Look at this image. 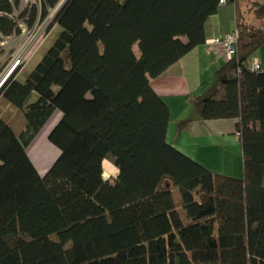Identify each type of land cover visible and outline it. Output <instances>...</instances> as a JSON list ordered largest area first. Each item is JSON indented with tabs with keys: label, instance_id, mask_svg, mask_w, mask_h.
I'll return each instance as SVG.
<instances>
[{
	"label": "trees",
	"instance_id": "16d2710c",
	"mask_svg": "<svg viewBox=\"0 0 264 264\" xmlns=\"http://www.w3.org/2000/svg\"><path fill=\"white\" fill-rule=\"evenodd\" d=\"M59 2L0 0V33ZM228 3L236 51L189 101L202 120H237L242 178L169 142L170 108L151 84ZM55 24L27 77L0 89V264H264V71L249 67L264 0H68ZM57 110L59 156L42 174L28 148Z\"/></svg>",
	"mask_w": 264,
	"mask_h": 264
},
{
	"label": "crops",
	"instance_id": "0c3cea01",
	"mask_svg": "<svg viewBox=\"0 0 264 264\" xmlns=\"http://www.w3.org/2000/svg\"><path fill=\"white\" fill-rule=\"evenodd\" d=\"M235 29L236 9L234 4L228 3L221 6L217 13L208 19L205 26V41L191 49L163 74L152 79L151 84L170 108L167 131L169 142L214 172H224L228 176L242 178L243 149L237 132V120L230 118L202 120L189 101L191 96L205 92L202 84L215 76L216 71L230 59L221 46L213 43V39L221 38ZM253 62H260L264 71V45L250 57L249 64ZM23 69L24 67L19 69L18 78ZM61 116L59 110L55 111L33 142L44 129H47L46 137H49ZM29 148L31 159L44 174L54 161L51 162V158L46 161L35 160ZM221 166H226L232 173L221 169Z\"/></svg>",
	"mask_w": 264,
	"mask_h": 264
},
{
	"label": "rangeland",
	"instance_id": "374dc122",
	"mask_svg": "<svg viewBox=\"0 0 264 264\" xmlns=\"http://www.w3.org/2000/svg\"><path fill=\"white\" fill-rule=\"evenodd\" d=\"M37 1L38 0H22V5L23 7H27L30 3ZM67 1L68 0H60L59 4L54 9H51V12L48 15V17L45 20H42L39 23V25H37L38 28L36 30H34V27L28 28L24 23H21V28L23 30L20 34H13L11 36H6V37L3 36V38H0V46H1L0 66L4 64L5 67L10 57H12L13 54L18 50L22 53L29 51V54L27 55L26 59L24 60L25 62L22 65L24 69L19 74V78L24 79L26 75L29 74L30 71L33 69V67L41 58V56L44 55L48 47L51 45L53 39L55 38L56 33L59 30L58 25L56 24L54 25L56 21V16L60 12V10L64 7ZM213 81H214V76L207 79L203 84L210 85L211 83H213ZM47 128H49V125ZM47 133H48L47 129H44V131L41 132V134L33 142V144L30 145L29 148L30 153L32 154L35 160L46 161L49 158H51V162H52L55 161L56 158L58 157L59 148L55 146L49 140L48 137H46ZM106 160L109 161V165H112V167H114V172L115 173L117 172L118 174L117 167L113 164V162L110 159H106ZM221 169L227 172H231V170H228L226 166H221ZM115 173H110L104 169L105 178H110ZM224 174L228 175L227 173Z\"/></svg>",
	"mask_w": 264,
	"mask_h": 264
},
{
	"label": "built area",
	"instance_id": "2783aa9c",
	"mask_svg": "<svg viewBox=\"0 0 264 264\" xmlns=\"http://www.w3.org/2000/svg\"><path fill=\"white\" fill-rule=\"evenodd\" d=\"M229 0H220V4H225ZM40 21L34 26V30H36L39 25ZM21 26V24H20ZM23 30V29H22ZM22 32V31H21ZM239 37V31L236 28L230 33L225 34L221 38H214L213 43L221 46L225 52L227 53L228 57L231 58L235 51H236V43ZM0 38H3V35L0 33ZM1 47V46H0ZM29 51L24 53L20 52L19 50L10 57L9 61L4 67V64L0 66V89L5 84V82L16 72V70L24 64V60L26 59ZM251 70L259 71L262 70L260 66V62H253L251 66H249Z\"/></svg>",
	"mask_w": 264,
	"mask_h": 264
},
{
	"label": "bare ground",
	"instance_id": "6f19581e",
	"mask_svg": "<svg viewBox=\"0 0 264 264\" xmlns=\"http://www.w3.org/2000/svg\"><path fill=\"white\" fill-rule=\"evenodd\" d=\"M103 168L105 170H107L108 172H110V173H114V167H112V165H109V161L108 160H104Z\"/></svg>",
	"mask_w": 264,
	"mask_h": 264
},
{
	"label": "clouds",
	"instance_id": "9594fccd",
	"mask_svg": "<svg viewBox=\"0 0 264 264\" xmlns=\"http://www.w3.org/2000/svg\"><path fill=\"white\" fill-rule=\"evenodd\" d=\"M22 67H23V66H22ZM19 68L21 69V67H19ZM19 68H18V69H19ZM18 69H17V70H18ZM17 70H16V71H17ZM13 75H14V74H13ZM115 175H116V174H113L110 178H111V179L114 178ZM110 178H106V179H110Z\"/></svg>",
	"mask_w": 264,
	"mask_h": 264
}]
</instances>
